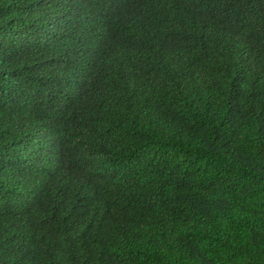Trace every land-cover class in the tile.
<instances>
[{"label":"trees","instance_id":"obj_1","mask_svg":"<svg viewBox=\"0 0 264 264\" xmlns=\"http://www.w3.org/2000/svg\"><path fill=\"white\" fill-rule=\"evenodd\" d=\"M0 264H264V0H0Z\"/></svg>","mask_w":264,"mask_h":264}]
</instances>
